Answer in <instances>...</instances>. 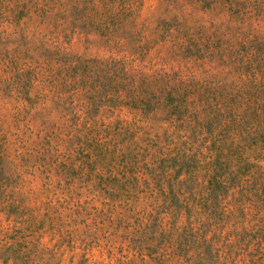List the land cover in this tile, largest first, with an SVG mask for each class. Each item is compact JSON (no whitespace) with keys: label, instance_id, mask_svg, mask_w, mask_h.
Returning a JSON list of instances; mask_svg holds the SVG:
<instances>
[{"label":"rangeland","instance_id":"1","mask_svg":"<svg viewBox=\"0 0 264 264\" xmlns=\"http://www.w3.org/2000/svg\"><path fill=\"white\" fill-rule=\"evenodd\" d=\"M0 264H264V0H0Z\"/></svg>","mask_w":264,"mask_h":264}]
</instances>
